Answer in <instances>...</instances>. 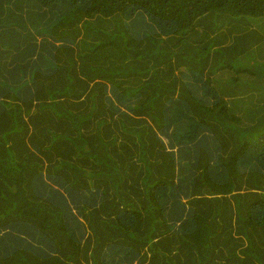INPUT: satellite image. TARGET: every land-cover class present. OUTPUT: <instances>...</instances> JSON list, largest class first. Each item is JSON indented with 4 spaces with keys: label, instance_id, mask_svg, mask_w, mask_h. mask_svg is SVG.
Here are the masks:
<instances>
[{
    "label": "trees",
    "instance_id": "obj_1",
    "mask_svg": "<svg viewBox=\"0 0 264 264\" xmlns=\"http://www.w3.org/2000/svg\"><path fill=\"white\" fill-rule=\"evenodd\" d=\"M0 264H264V0H0Z\"/></svg>",
    "mask_w": 264,
    "mask_h": 264
}]
</instances>
